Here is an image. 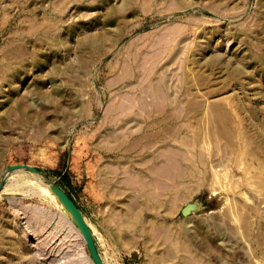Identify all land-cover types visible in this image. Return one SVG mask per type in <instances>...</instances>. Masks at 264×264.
<instances>
[{"label": "rangeland", "instance_id": "1", "mask_svg": "<svg viewBox=\"0 0 264 264\" xmlns=\"http://www.w3.org/2000/svg\"><path fill=\"white\" fill-rule=\"evenodd\" d=\"M129 165L155 183L127 249L104 208ZM2 180L0 264H94L50 183L105 264H264V0H0Z\"/></svg>", "mask_w": 264, "mask_h": 264}, {"label": "crops", "instance_id": "2", "mask_svg": "<svg viewBox=\"0 0 264 264\" xmlns=\"http://www.w3.org/2000/svg\"><path fill=\"white\" fill-rule=\"evenodd\" d=\"M127 167L125 173H120V175L124 176L123 178H117L116 182H114L113 178L109 179L114 187L111 190L113 192L106 198L107 205L104 208V222L108 231L114 236V240L123 244L124 247L127 245L126 248L130 249L132 243L134 242L135 244V233L138 231L136 229L140 228V226L146 228L147 222L142 220L139 212L132 214V211L137 207L131 208L128 199L130 196L132 197V194H137L139 188H142L143 196L140 197L143 201L142 204L147 206V200L154 198L155 169L152 166H147L141 170L134 168L132 165ZM149 184L151 185V191H148ZM86 219L93 222L91 219ZM93 223L99 230L98 224ZM101 256L104 260L103 255Z\"/></svg>", "mask_w": 264, "mask_h": 264}, {"label": "water", "instance_id": "3", "mask_svg": "<svg viewBox=\"0 0 264 264\" xmlns=\"http://www.w3.org/2000/svg\"><path fill=\"white\" fill-rule=\"evenodd\" d=\"M18 169H24V170H27L33 173L42 174L41 171L38 170L37 168L26 165V164L10 165L6 170L7 172H12ZM50 184L52 185L56 196L62 202L64 209L69 213L73 222L80 230L84 238V241L86 243V246L89 250L93 263L94 264H105L97 248L92 229L90 228L84 214L82 213V211L80 210L76 202L73 200V198L70 197V195L66 191H64L56 183H50ZM4 186H5L4 180L0 181V192L2 191ZM205 207L206 206L200 200L196 199L195 201L189 202L188 204H186L182 208L181 212L184 216H188L194 211L203 210Z\"/></svg>", "mask_w": 264, "mask_h": 264}, {"label": "bare ground", "instance_id": "4", "mask_svg": "<svg viewBox=\"0 0 264 264\" xmlns=\"http://www.w3.org/2000/svg\"><path fill=\"white\" fill-rule=\"evenodd\" d=\"M18 164V163H17ZM27 171V170H26ZM30 172V171H29ZM37 174V173H36ZM3 190V189H2ZM1 193V192H0ZM53 194V193H52ZM54 195H55V198L57 199V201L58 202H60V203H62L59 199H58V197L56 196V194H55V192H54ZM53 195V196H54ZM63 214V213H62ZM69 214V213H68ZM61 215V214H60ZM35 216H36V218H42V219H45V221H44V223H43V226L42 227H44L45 225L47 226V224L52 220L51 218L52 217H47L46 215H44L43 213H42V211L41 210H39V211H36V213H35ZM46 216V217H45ZM63 218V217H62ZM66 218H67V216H66ZM65 218V219H66ZM64 220V219H63ZM66 220H68V222H70L69 224H71L70 226H73L74 227V224L72 223V221L70 220V219H66ZM42 221V220H41ZM38 222V221H37ZM67 222V221H66ZM64 224V223H63ZM68 224V223H67ZM58 225V224H57ZM60 225V224H59ZM61 225H62V223H61ZM67 227V226H66ZM72 229V228H71ZM75 229H77V231L79 230L78 228H76L75 227ZM56 230V229H55ZM72 231V230H71ZM79 232V231H78ZM81 235V234H80ZM100 235V234H99ZM84 239V238H83Z\"/></svg>", "mask_w": 264, "mask_h": 264}, {"label": "trees", "instance_id": "5", "mask_svg": "<svg viewBox=\"0 0 264 264\" xmlns=\"http://www.w3.org/2000/svg\"><path fill=\"white\" fill-rule=\"evenodd\" d=\"M71 197V196H70ZM72 198V197H71Z\"/></svg>", "mask_w": 264, "mask_h": 264}]
</instances>
